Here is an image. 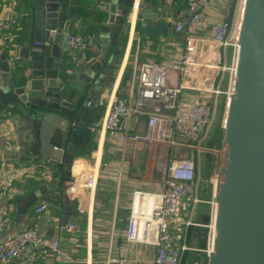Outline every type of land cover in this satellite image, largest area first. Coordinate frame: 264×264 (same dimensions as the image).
Segmentation results:
<instances>
[{
  "label": "crops",
  "instance_id": "crops-1",
  "mask_svg": "<svg viewBox=\"0 0 264 264\" xmlns=\"http://www.w3.org/2000/svg\"><path fill=\"white\" fill-rule=\"evenodd\" d=\"M240 2L237 0L236 8L231 12L230 0H215L211 7L213 18L224 15L229 20L232 17L229 21L235 27L239 20ZM100 4L96 10L103 13L106 21L105 2ZM72 5L76 9L75 14L65 12L71 18L68 34L86 37L90 62L86 65L78 63L79 53L68 50L64 53L66 61L62 64V72L69 82L79 75L87 78L91 73L97 79L91 89L94 96L90 105L79 112L73 124L71 144L76 157L69 172L61 168L55 171L35 160L26 150L22 151L23 136L20 134L16 137L15 127L7 120L0 119V180L10 182L0 198V243L28 228L36 229L47 240H60L62 243L58 254L50 250H28L12 264H116L114 260L127 264H153L156 249L130 244L125 240L134 193H160L164 167L175 155L180 158L189 152L170 146L149 147L125 142L120 135L108 134L103 128V121L115 99L131 104L135 102L142 65L170 66L181 60L184 36L176 33L174 22L189 19L187 3L186 0H145L139 13L151 9L154 15L152 21H165L168 24L167 34L151 40L140 35L133 25L127 33L119 34L111 43L106 60L99 31L105 21L93 23L96 31L86 34L85 27L92 22L82 16L80 6ZM31 8L30 0H3L0 11V54L10 53L12 56L20 38L28 32L26 27L32 28V18L28 17ZM136 16L137 9L133 23ZM147 23L151 22L140 21L142 26ZM201 35L209 34L203 31ZM208 48L209 55L204 61L209 65H218L222 70L217 74L206 71L211 78L208 80L191 73L172 74L168 82L172 86L187 84L188 89L183 96L187 104L208 100L214 110L212 129L200 143L205 151H194L186 157L194 155L199 182L198 197L204 201L194 214L196 222H204L208 217L211 209L209 202L215 194L214 179L222 157L223 130L214 129L218 122L220 127L223 126L230 85V72L227 69L231 68L233 62L232 48L224 49V57L221 55L223 48L213 44H209ZM202 85L213 93H202L197 87ZM127 123L131 133L146 132L144 116H134ZM90 171L98 175V180L96 190L89 193L81 188L80 175ZM46 187L44 195L43 189ZM44 204L48 206L47 210L37 214L35 210ZM65 207L76 208L78 212L73 233L62 227L64 218L66 221L73 219V216L63 218L62 210ZM195 230L191 229L189 234V242L193 246ZM200 256L187 253L182 264H197Z\"/></svg>",
  "mask_w": 264,
  "mask_h": 264
},
{
  "label": "water",
  "instance_id": "water-1",
  "mask_svg": "<svg viewBox=\"0 0 264 264\" xmlns=\"http://www.w3.org/2000/svg\"><path fill=\"white\" fill-rule=\"evenodd\" d=\"M30 2L32 28L26 27L12 56L0 54V119L15 127L16 137L23 136L22 151L55 171L69 172L76 157L73 124L90 105L97 79L91 73L65 80L62 64L70 50L65 36L71 18L63 0ZM104 2L108 18L99 31L106 60L111 43L130 30L135 7L142 9L145 0ZM152 20L151 9L138 11V33L151 40L165 36L168 24ZM140 21L151 23L142 26ZM236 32L238 52L222 126L224 157L212 199L217 205L215 247L209 256L201 254L197 264H264V0H241ZM77 213L76 208H63V218L73 219L64 218L62 227L76 226ZM193 239L195 246L206 249V230L196 229Z\"/></svg>",
  "mask_w": 264,
  "mask_h": 264
},
{
  "label": "built area",
  "instance_id": "built-area-1",
  "mask_svg": "<svg viewBox=\"0 0 264 264\" xmlns=\"http://www.w3.org/2000/svg\"><path fill=\"white\" fill-rule=\"evenodd\" d=\"M214 1L186 0L189 19L174 22L176 33L184 36L181 60L170 66H141L135 102L131 104L122 99H115L104 118L103 128L108 134L120 135L125 142L145 144L149 147L170 146L191 154L194 151H205L200 143L210 133L214 120L213 108L208 100H196L187 104L183 98L184 92L188 89L187 84L178 83L172 86L168 82L172 79V74L191 73L197 78L208 80L210 74L207 75L206 71L217 74L222 70L218 65H209L207 61L205 63L208 67H204L202 59L209 55L207 54L209 44L221 49L232 48L233 59L235 51L238 52V45L232 39L233 23L224 15L217 19L212 16L211 7ZM2 4L3 0H0V11ZM136 9L138 13V7H135ZM203 31H208L209 35L202 36ZM65 38L70 50L79 53L78 63L88 64L90 62L88 40L82 35L72 34H67ZM99 53L101 54L102 50ZM191 63H193L192 66ZM227 70L230 74L235 72L233 66ZM196 83H194L195 86ZM197 87L205 95L213 93L205 89L204 85ZM134 116L145 117L146 132L144 134L131 133L128 129L127 122ZM1 150L0 145V152ZM221 152L224 157V150ZM104 168L106 169V166ZM97 178L98 175L93 171L81 174V188L89 193L95 191ZM217 179L216 176L214 183ZM9 183L0 180V198ZM198 193L199 182L194 155L190 158H178L175 155L163 169L160 193L141 191L134 193L125 232L126 242L156 249L153 264H182L187 253L209 256L215 247L217 205L213 201L209 202L211 209L208 223L196 222L194 220L196 209L198 205L204 203L198 197ZM47 207L44 204L35 212L41 214L47 210ZM191 229L206 230L205 250L189 242ZM65 230L73 233L75 227L68 225ZM61 244L60 240H47L36 229L28 228L0 243V264H12L28 250L49 249L58 254L61 252ZM114 263L127 264L120 260H114Z\"/></svg>",
  "mask_w": 264,
  "mask_h": 264
},
{
  "label": "trees",
  "instance_id": "trees-1",
  "mask_svg": "<svg viewBox=\"0 0 264 264\" xmlns=\"http://www.w3.org/2000/svg\"><path fill=\"white\" fill-rule=\"evenodd\" d=\"M104 1L105 0H65L64 1V12L75 14L76 9L73 7L72 4L78 5V7L80 6L82 10L81 11L82 16L85 18H89V20L92 22L90 26L88 25L85 27V32L86 34H93L96 31V25H94L93 23H102L105 21V17L103 13L101 11L96 10L97 5ZM230 2H231L230 10L231 12H233L236 8L237 0H230ZM231 19L232 17L229 18V20Z\"/></svg>",
  "mask_w": 264,
  "mask_h": 264
},
{
  "label": "rangeland",
  "instance_id": "rangeland-1",
  "mask_svg": "<svg viewBox=\"0 0 264 264\" xmlns=\"http://www.w3.org/2000/svg\"><path fill=\"white\" fill-rule=\"evenodd\" d=\"M3 5V4H2ZM235 18V17H234ZM238 20V19H237ZM239 21V20H238ZM237 22V21H236ZM237 26H238V22H237V24H235V27H234V31H233V35H232V39L234 38L235 39V35H236V31H237ZM223 54H224V49L221 51V55L223 56ZM226 54V53H225ZM224 57V56H223ZM204 58L205 57H203V59L201 58V56H200V59H202V63H203V65H207V63H205V61H204ZM195 72V71H194ZM217 117V116H216ZM216 121V120H215ZM217 121H219L218 119H217ZM213 126V125H212ZM212 129V128H211ZM220 129H222V126L220 127V125H219V122L217 123V125H215V129L214 130H220ZM186 155H181L180 156V158H183V157H187V156H190V154L189 153H185Z\"/></svg>",
  "mask_w": 264,
  "mask_h": 264
},
{
  "label": "bare ground",
  "instance_id": "bare-ground-1",
  "mask_svg": "<svg viewBox=\"0 0 264 264\" xmlns=\"http://www.w3.org/2000/svg\"><path fill=\"white\" fill-rule=\"evenodd\" d=\"M135 23H133V25H134ZM200 64H201V62H200ZM193 65V63H191V66ZM203 66V65H202ZM206 66H208V65H206Z\"/></svg>",
  "mask_w": 264,
  "mask_h": 264
}]
</instances>
